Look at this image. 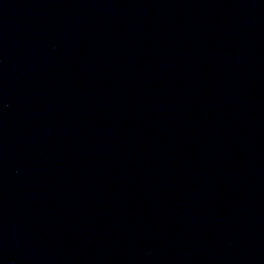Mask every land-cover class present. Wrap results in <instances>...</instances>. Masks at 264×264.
I'll list each match as a JSON object with an SVG mask.
<instances>
[{"label":"water","instance_id":"obj_1","mask_svg":"<svg viewBox=\"0 0 264 264\" xmlns=\"http://www.w3.org/2000/svg\"><path fill=\"white\" fill-rule=\"evenodd\" d=\"M0 264H264V0H0Z\"/></svg>","mask_w":264,"mask_h":264}]
</instances>
